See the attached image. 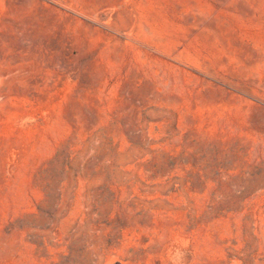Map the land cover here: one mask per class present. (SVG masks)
<instances>
[{
	"label": "rangeland",
	"instance_id": "obj_1",
	"mask_svg": "<svg viewBox=\"0 0 264 264\" xmlns=\"http://www.w3.org/2000/svg\"><path fill=\"white\" fill-rule=\"evenodd\" d=\"M0 264H264V0H0Z\"/></svg>",
	"mask_w": 264,
	"mask_h": 264
}]
</instances>
